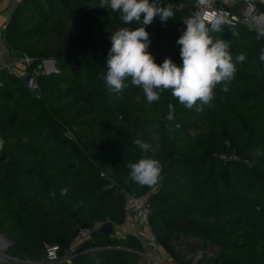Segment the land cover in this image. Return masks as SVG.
Wrapping results in <instances>:
<instances>
[{
	"label": "trees",
	"instance_id": "trees-1",
	"mask_svg": "<svg viewBox=\"0 0 264 264\" xmlns=\"http://www.w3.org/2000/svg\"><path fill=\"white\" fill-rule=\"evenodd\" d=\"M197 1L161 0L162 7L172 4L175 17L156 16L144 26L157 65L165 58L182 64L177 40L186 30L183 19L196 17ZM141 24L123 23L100 0L15 4L0 35L10 58L30 60L23 75L35 72L39 96L0 67V236L10 241L3 254L40 262L45 246L62 254L78 229L95 221L120 226L128 193L156 209L150 226L173 264H264V37L243 25L210 32L228 42L236 71L228 91L221 82L210 104L189 109L170 90L148 103L131 77L120 93L107 86L111 34ZM44 61L55 71L38 69ZM171 108L173 134L166 127ZM136 139L159 145L146 155L162 165L163 185L129 178L128 165L145 155ZM193 245L201 251L197 260L179 249ZM146 250L131 233L97 235L80 243L73 264H152L142 256Z\"/></svg>",
	"mask_w": 264,
	"mask_h": 264
},
{
	"label": "clouds",
	"instance_id": "clouds-1",
	"mask_svg": "<svg viewBox=\"0 0 264 264\" xmlns=\"http://www.w3.org/2000/svg\"><path fill=\"white\" fill-rule=\"evenodd\" d=\"M100 8L119 12L125 24L133 21L141 24L143 16L142 27L121 28L110 36L112 46L107 55L104 80L113 92L120 93L128 87L126 80L131 77V84L142 88L148 103L158 101L160 92L170 90L174 98L192 109L198 101L210 104L217 84L225 82L223 91H228L226 82L233 78L236 71L229 44L223 39L214 40L210 35V32L222 31L221 26L226 23L223 16L214 14L207 23L199 16L183 19L186 30L177 40L181 46L182 64L178 66L170 58H165L162 65H157L147 51L151 41L144 26L150 25L156 16L162 22L175 17L172 4L162 7L161 0H100ZM262 37L264 30H260L256 38ZM245 59L243 54L236 56L238 63ZM260 59L264 61V49H261ZM133 143L145 155L128 165L129 178L141 186H155L162 178V165L146 154L157 151L159 145L153 146L140 139ZM3 145L4 141L0 139V149ZM255 155L262 153L257 151ZM67 191L61 189V195H66Z\"/></svg>",
	"mask_w": 264,
	"mask_h": 264
},
{
	"label": "built area",
	"instance_id": "built-area-1",
	"mask_svg": "<svg viewBox=\"0 0 264 264\" xmlns=\"http://www.w3.org/2000/svg\"><path fill=\"white\" fill-rule=\"evenodd\" d=\"M22 0H14V3L17 4ZM256 4L257 6L263 5L264 0H198L196 3L197 10L196 12L201 13V18L207 21L215 16H223L226 23L223 25L227 26H236L243 25L250 30L258 29L254 24L252 18L245 19L238 15L236 7L239 5H250ZM260 30V29H258ZM27 63L30 61L28 58H23ZM3 68L9 69V66H3ZM66 135L70 137L69 134ZM222 160L230 159L236 160L235 155L221 156ZM102 175V174H101ZM124 212L126 219L137 218L142 227L143 232L145 233V244L148 247V251L145 254H142L144 258L152 262V264H166L165 263V254L159 247V244L154 236L150 222L149 216L152 212L151 206L148 204L146 197L142 196H133L131 194H126ZM103 221H95L88 228H80L74 235L70 246L62 254H59L58 247L56 245L45 246L44 247V264H73V260L78 253L79 245L82 241L91 238V233L99 229L103 225Z\"/></svg>",
	"mask_w": 264,
	"mask_h": 264
},
{
	"label": "crops",
	"instance_id": "crops-1",
	"mask_svg": "<svg viewBox=\"0 0 264 264\" xmlns=\"http://www.w3.org/2000/svg\"><path fill=\"white\" fill-rule=\"evenodd\" d=\"M14 6H15L14 0H0V31L7 22L8 17L10 16V13L12 12ZM251 9L252 7H250V5H239L238 7H236V11L238 15H240L243 18L251 14L250 13ZM258 11L260 12L259 8ZM18 61H19L18 58L9 57L7 53L5 41L0 35V67L9 66V70L16 71L19 74L18 77H22L23 73L25 72V69ZM15 75L17 74L15 73ZM127 233H131L138 236L143 246H145L143 227L137 218L126 219L124 224L120 226H114V235L123 236ZM9 245L10 244L6 243L4 238L0 236V264H44V259L40 262H26L4 255L3 251ZM165 256H166L165 260L168 259L169 264H173V261L169 258V256L168 255Z\"/></svg>",
	"mask_w": 264,
	"mask_h": 264
},
{
	"label": "water",
	"instance_id": "water-1",
	"mask_svg": "<svg viewBox=\"0 0 264 264\" xmlns=\"http://www.w3.org/2000/svg\"><path fill=\"white\" fill-rule=\"evenodd\" d=\"M250 7H252L250 13L247 17H244L245 19H249L252 18L253 20V24L260 30H264V13L259 12L258 11V6L256 4H250ZM195 16H199L201 17V13L200 12H196ZM46 65H49V68H46L48 71H52L53 70V62L52 61H44L43 64L38 65L37 68L41 69L42 67H46ZM47 71V72H48ZM19 83L29 91V93L33 96V97H38L39 96V89L38 86L35 82L34 76L32 73H27L25 75H23L22 77H20L19 79ZM167 131L169 134H173L175 129L177 128V123H176V119L174 117V110L173 108H171L170 113L167 116ZM0 160H4V156L1 155L0 156ZM8 165L11 164L10 161L6 162ZM164 183V179L163 177L158 181V185L161 186ZM152 212H156V209H153ZM97 235H104L107 237H114V224L111 221H106L103 223V225L93 231L91 233V236H97ZM6 243L10 244V241L7 239H4Z\"/></svg>",
	"mask_w": 264,
	"mask_h": 264
},
{
	"label": "rangeland",
	"instance_id": "rangeland-1",
	"mask_svg": "<svg viewBox=\"0 0 264 264\" xmlns=\"http://www.w3.org/2000/svg\"><path fill=\"white\" fill-rule=\"evenodd\" d=\"M24 58V57H23ZM23 58H19V63L22 65V67L24 68V69H26V66L28 65V63L23 59ZM43 64V63H42ZM46 68H49V65H46V67H42V72L43 73H51V72H54L55 71V66H54V64H53V70L52 71H48ZM24 69H22V70H24ZM10 71H12V70H10ZM48 71V72H47ZM14 74L16 73L17 74V76H19V74L16 72V71H12ZM32 73H34L35 74V72L34 71H32ZM144 234V237H145V233H143ZM143 236V235H142ZM194 244H196V243H194ZM181 251H182V253H184L185 255H187V258L188 259H191V260H197L200 256H201V251H200V249H199V246L198 245H193L192 247H190V246H187V248H183V247H181L180 246V248H179ZM184 249V250H183ZM165 263L166 264H169V261H168V259H166L165 260Z\"/></svg>",
	"mask_w": 264,
	"mask_h": 264
}]
</instances>
